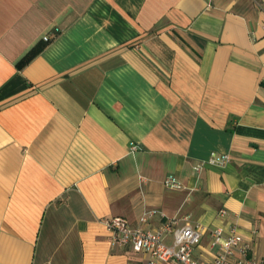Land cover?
<instances>
[{
  "label": "crops",
  "instance_id": "0c3cea01",
  "mask_svg": "<svg viewBox=\"0 0 264 264\" xmlns=\"http://www.w3.org/2000/svg\"><path fill=\"white\" fill-rule=\"evenodd\" d=\"M160 213L264 257V7L0 0V264H148L105 220Z\"/></svg>",
  "mask_w": 264,
  "mask_h": 264
},
{
  "label": "built area",
  "instance_id": "2783aa9c",
  "mask_svg": "<svg viewBox=\"0 0 264 264\" xmlns=\"http://www.w3.org/2000/svg\"><path fill=\"white\" fill-rule=\"evenodd\" d=\"M255 1L259 7H264V0ZM43 39L47 41L49 36ZM136 149L135 145L130 147V150ZM227 161L225 157L219 164ZM194 170L199 172L200 166H195ZM163 184L171 189L183 188L182 183L172 176L165 178ZM219 213L224 215L225 211L220 210ZM153 215L154 211L144 213L139 218L140 223L147 224ZM160 217L163 221L153 229L131 227L126 218L120 216L105 220V225L113 242L146 255L148 264H165L169 261L177 264H264V257L255 259L249 255V247L243 243L235 228L225 233L220 227L212 231L211 245L217 247L215 257L210 262L200 263L194 258L193 250L200 243L204 228L188 223L179 226L176 218H167L163 213H160ZM169 235L172 237L171 244L165 242Z\"/></svg>",
  "mask_w": 264,
  "mask_h": 264
}]
</instances>
